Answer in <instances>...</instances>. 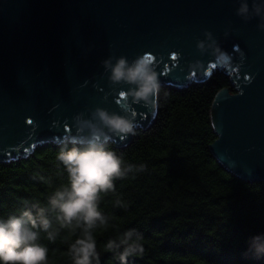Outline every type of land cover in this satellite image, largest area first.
Wrapping results in <instances>:
<instances>
[{"label":"water","instance_id":"95a60500","mask_svg":"<svg viewBox=\"0 0 264 264\" xmlns=\"http://www.w3.org/2000/svg\"><path fill=\"white\" fill-rule=\"evenodd\" d=\"M237 7L238 0H0V160L58 143L78 113L119 111L129 86L113 85L102 61L145 55L161 87L184 89L216 69L230 76L235 91L221 89L212 103L210 148L235 176L264 182V30ZM205 30L233 53L231 68L197 47ZM132 107L136 130L154 123L158 104ZM133 135L115 137V145Z\"/></svg>","mask_w":264,"mask_h":264},{"label":"trees","instance_id":"16d2710c","mask_svg":"<svg viewBox=\"0 0 264 264\" xmlns=\"http://www.w3.org/2000/svg\"><path fill=\"white\" fill-rule=\"evenodd\" d=\"M226 87L235 91L219 69L184 89L163 86L154 123L136 130L125 146L109 144L127 162L146 168L117 179L115 193L102 195L101 207L115 227L96 234L101 264H119L103 244L129 228L142 234L145 249L129 264H264L244 255L249 237L264 232V182L235 176L210 148L217 138L212 103ZM59 147L43 143L26 157L0 160V215L17 212L25 200L46 203L67 183V172L55 160ZM117 197L127 207H114ZM42 242L49 248V264H72L70 241Z\"/></svg>","mask_w":264,"mask_h":264},{"label":"clouds","instance_id":"9594fccd","mask_svg":"<svg viewBox=\"0 0 264 264\" xmlns=\"http://www.w3.org/2000/svg\"><path fill=\"white\" fill-rule=\"evenodd\" d=\"M236 14L245 21L259 18L258 28L264 30V0H238ZM204 35L197 43L200 51L209 53L215 66L231 68L233 53L222 47L211 30ZM240 56L243 60V53ZM102 64L113 85L129 86L119 93L125 97L118 102L120 110L97 106L90 114L74 117V131L58 141L55 155L57 167L62 165L67 172V183L56 187L46 203L25 200L17 212L0 215V264H49V248L42 240L58 238L70 241L67 254L72 264H101L96 234L115 227L113 217L101 207L102 195L115 193L117 179L134 177L146 168L144 163L127 162L109 144L115 143V137L127 139L134 134L138 121L132 106L155 108L161 92L151 57L139 55L130 60L126 55H110ZM38 179L50 183L43 175ZM114 207H127V202L117 197ZM142 240L137 229L129 228L110 237L103 248L119 264H129L130 258L143 256ZM244 255L264 259V232L249 237Z\"/></svg>","mask_w":264,"mask_h":264}]
</instances>
